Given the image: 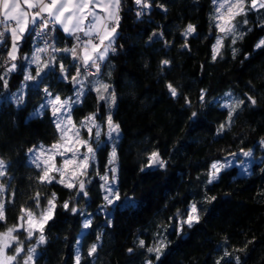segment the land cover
Wrapping results in <instances>:
<instances>
[{"label": "trees", "instance_id": "1", "mask_svg": "<svg viewBox=\"0 0 264 264\" xmlns=\"http://www.w3.org/2000/svg\"><path fill=\"white\" fill-rule=\"evenodd\" d=\"M148 2L151 7L142 9L135 0H121L112 45L115 50H109L97 74L85 72L70 52L53 50L71 49L76 44L74 37L58 29L51 35L46 31L50 44L44 46L46 58L39 75L27 64L28 55L39 43L30 31L19 40L15 61L8 57L7 36L0 42V76L8 81L6 88L0 81V159L6 162V220L0 221V232L19 222L22 209L37 211V193L41 211L55 193L52 219L44 226L46 242L27 239L23 230L15 233L25 253L28 246L36 248L35 264H76L77 251L80 264H217L218 260L236 264V257L240 264H264V63L257 62L264 56V46L256 47L264 38V8L252 9L251 0H245L246 14L232 21L236 43L228 35L213 60V45L224 34L212 20V0ZM138 11L143 14L137 16ZM189 24L195 26V32L186 41L183 33ZM164 60L169 64L163 65ZM12 63L16 69L7 72ZM60 63L68 69V79L60 73ZM77 66L85 89L70 109L74 124L81 127L88 114L104 118L111 113L120 126L113 143L115 188L120 199L113 204L106 203L101 187V177L109 170V143L96 149L85 187L87 196L55 181L40 183L41 169L28 158L33 145L58 139L50 109L41 108L49 96L45 89L61 98L72 94L75 84L71 77ZM26 75L33 79L25 80ZM97 81L109 85L110 94L115 93L111 108L98 99ZM168 84L177 88L176 97ZM201 90H205L203 101ZM21 96L22 102L17 103L16 97ZM249 96L256 101L254 105ZM234 100L244 104L229 122V108L224 105ZM250 147L253 160L247 173L231 165L208 183L214 160ZM154 151L166 162L165 167L147 166ZM211 197L216 199L209 201ZM65 201L68 209L63 207ZM194 202L200 222L191 228L184 225L183 233L177 235V219L184 218ZM89 218L91 226L82 229ZM161 237L167 238L168 246L157 260L147 248ZM140 240L145 247L139 246ZM93 244L97 250L90 256Z\"/></svg>", "mask_w": 264, "mask_h": 264}, {"label": "snow or ice", "instance_id": "2", "mask_svg": "<svg viewBox=\"0 0 264 264\" xmlns=\"http://www.w3.org/2000/svg\"><path fill=\"white\" fill-rule=\"evenodd\" d=\"M135 3L138 6H141L142 9L151 7V4L148 0H135ZM212 3L216 5L215 15L212 16V20L215 22V27L219 32L223 33V36H218L216 43L213 45L212 49V59L215 60L218 55H220V50L223 46V40L228 36L232 35V44L236 43L237 39V29L235 24L232 21L237 15L245 13V0H212ZM23 4L27 6L28 10H25L21 6V0H0V24L4 25L5 31H0V42H3L5 37V32L10 31L11 35V48L8 51V57L10 61H15L17 59L18 52V41L23 39V35L26 31H29V24L39 27L42 32L48 27L50 22H54L62 27L65 33L75 35L76 33L83 32L84 36L88 39L82 40L79 35H76L77 45L71 49H53L54 51H64L70 52L73 56V59L79 60L85 70L89 67L95 68L97 72L100 69V61H103L109 50L112 49L111 43L114 39V34L116 33L117 26L119 24V10L121 5V0H23ZM264 8V0H251V8L256 9ZM96 8H100L105 15H100L97 13ZM235 9V11H234ZM34 10V11H32ZM46 14V15H45ZM142 11L137 12V16L142 15ZM246 14V13H245ZM91 17V20L85 27V21ZM14 21V26L9 22ZM40 22L39 24L37 22ZM245 19L244 23L247 24ZM111 25V26H110ZM250 31V29H249ZM195 32V26L192 24L187 25L183 35L187 41V37ZM39 34V32L37 33ZM239 38H243V33L239 34ZM98 41V42H96ZM105 41L108 43L105 44ZM264 46V38L260 39L256 44L257 48ZM184 47H187V42H185ZM77 48L81 49V54L77 55ZM47 51V49H37V53L34 55L33 62L39 63V52ZM236 49H233V54H235ZM54 61L55 58L53 57ZM163 65L169 64L168 60L162 61ZM16 64L12 63L11 67L7 69V72L14 71L16 69ZM44 67H49V63H45ZM60 73L63 75L64 79H68V69L63 63L59 64ZM40 71H43V68H40L37 71V75L40 74ZM7 72L5 75H7ZM92 74V73H89ZM80 76V66L76 68V75L71 77V80L74 84H80L83 88V81L79 80ZM33 77L31 75H26L25 80H31ZM0 81L3 82V86L6 88L8 85L7 79L0 76ZM97 87L95 91L98 94L99 100H104L108 107L111 108L115 104V93L112 92L110 95L105 96L104 93H107L109 90V85L100 83L97 81ZM168 90L172 97L178 95L177 88L172 84L167 85ZM45 92L51 96V93H48V90L45 89ZM82 95V91L77 93V100L72 103L79 102V96ZM231 96V93L226 94ZM205 90H201L200 99L204 100ZM23 97H16L17 103L22 102ZM248 100L254 105L256 101L249 96ZM48 104L51 105L52 115L56 117L55 126L57 130L61 133L60 140L57 143H54L50 148L45 149L41 146L38 153L34 155L31 160V163L36 166V168L41 169V174L38 179L40 183H56L63 184L67 188L75 187V183H67L66 176L69 171L70 166L72 167V178H75L78 175H86L87 168L89 166V161L95 159V149L89 143V140L83 139L80 136L79 128H76L73 124L69 114L67 115V120H63L58 115L61 113L62 109L70 110L71 103L70 100H61L60 96H55V98L50 99ZM244 104L243 100H234L231 104H225L224 107L229 108V122L231 121L232 114ZM46 105H42L43 109ZM196 114L193 113V116ZM87 122L91 124L81 122V127H86L89 133V136L92 134V127H98L95 123V113L90 114L85 118ZM107 124L109 127V138H111L112 132L119 133V124H115L112 121L111 113L107 116ZM71 125V127H69ZM224 125L220 126V131H223ZM71 132V136L69 133ZM97 138L99 137V132L96 133ZM264 143V141H262ZM76 145L86 148V152L81 153L80 148ZM61 149H63L61 151ZM32 152V149H29ZM71 155L68 156L67 154ZM47 155V158H44ZM59 155L62 159V165L57 167L54 160L55 156ZM245 156H250L251 152H245ZM116 160V151L113 148L111 157L109 160L110 164H114ZM43 165V167H42ZM153 165H158L163 168L166 166V162L160 158L158 152H152L148 157V167ZM225 164L219 162H213L210 166L208 183H212L214 180L218 179L220 171L225 167ZM143 170V169H142ZM117 169L115 167L111 168L113 173L111 184L108 183V176L104 175L101 177L105 181L104 185H101L104 188L106 195L104 200L107 204H113L115 200L120 199V194L118 189H114L113 185L116 182V173ZM56 172L59 174V179H56V176L51 175V173ZM6 175V162L3 159H0V177ZM5 192V185L0 183V195ZM79 192L87 196V191H85V183L83 181L79 182ZM39 193L36 194L35 201L36 206L39 208ZM56 194L52 193V196L47 201V207L40 213L39 218L34 216V214L26 209H22V213L27 215V220L25 216L21 215L19 217L20 223L12 227L7 228L5 232H0V264H12L17 260V257L24 252L22 242L18 240V237L13 235L14 233L23 229L27 233V239H31L36 232H39L37 237V244H43L46 242L44 235V226L45 224L52 219V214L55 209ZM215 197L209 198V201L215 200ZM63 207L65 209L69 208V203L64 202ZM72 212H76V208L71 209ZM178 211L177 216L180 217ZM5 205L2 200H0V221H5ZM200 222V210L197 207V204L194 202L189 206V209L186 212L184 218H178L175 225V232L177 235L183 233L184 225H187L191 228L194 224ZM110 223V221H109ZM25 224L27 227L25 228ZM91 226V219H86L83 227L89 228ZM99 240V236L97 237ZM11 241L17 242V247L14 249V255H7V248L11 247ZM139 246L141 248L145 247V241L140 240ZM168 246V241L166 237H161L155 246L148 247L147 251L150 253H155L156 259L159 260L160 256L163 253V249ZM97 250V245L93 244L89 251L88 255H93ZM129 252L132 249H128ZM36 248L29 247L27 250V255L23 259V264H35ZM228 252H225V256H229ZM76 264H80V255L77 251ZM236 264H240V258L236 257ZM147 264H152L151 261H148ZM217 264H220V261H217Z\"/></svg>", "mask_w": 264, "mask_h": 264}, {"label": "rangeland", "instance_id": "3", "mask_svg": "<svg viewBox=\"0 0 264 264\" xmlns=\"http://www.w3.org/2000/svg\"><path fill=\"white\" fill-rule=\"evenodd\" d=\"M215 8H216V5H214V12H213V15L216 14V13H215ZM234 11H235V9H234ZM217 30H218V29H217ZM220 33H221V32H220ZM221 34H223V33H221ZM11 43H12V41H11ZM76 45H77V44H75L74 46H76ZM111 46H112V45H111ZM10 48H11V47H10ZM37 49H45V47L42 46V45L39 44V43L36 44V46H35L34 50L32 51V53L29 54L28 57H27V64H28V65H32L33 68H34V70H36V71H38V70L40 69V67H41L42 64L44 63V60H45L44 58H46V56L43 57L44 52H39V63L33 62V58H34V55L37 53ZM46 49H47V48H46ZM24 57H26V56L24 55ZM24 57H22V58H24ZM257 62H259V63H264V56L260 57V58L258 59ZM79 80H82V79L79 78ZM84 89H85V88H84V83H83V88H81V85H80V84H75L74 92H73L72 94H70V95H67V96H65V97H62L61 100H70V103H71V106H72V105L74 104V103H72V102L77 100V93L82 91V95H83ZM104 94H105V96L110 95L109 92L104 93ZM82 95L79 96V100L81 99V96H82ZM55 96H56V95L48 96V97L44 100V105H46V106L50 109L51 114H52V108H51V105L48 104V101H49L50 99L55 98ZM70 109H71V108H70ZM40 111H41L40 108H39V109H36V110H35V113H39ZM69 111H70V110L62 109V110H61V113H59L58 115L60 116L61 119H63V120L66 121V120H67V115L69 114ZM92 114H93V113H92ZM108 114H109V113H106L105 116H104V118H101V117H99V116H97V115L95 114V123H96V125H97L98 127H92V134H91V136H89V133H88V130H87L86 127H78V126L75 125L76 128H79V130H80V136H81V138L86 139V140H89V143H90V144L92 145V147L95 149V152H96V149H97L99 146L103 145L104 142L109 143L110 146H111V149L113 150L114 145H115V144L113 145V143H114L115 139L117 138V135L119 134V133H116V132H112V134H111V138H109V135H108V133H109V127H108V124H107V116H108ZM89 115H90V114H88L87 116H89ZM52 116H53V115H52ZM70 116H71V115H70ZM87 116H86V117H87ZM86 117H85V118H86ZM85 118H84L83 122H85V123L89 124V126H91V124H90L89 122H87V121L85 120ZM53 120H54V123H55L56 117L53 116ZM71 120H72V118H71ZM112 121H113V119H112ZM72 122H73V121H72ZM113 122H114L115 124H117L115 121H113ZM73 124H74V122H73ZM69 127H71V125H69ZM97 132H99V137H98V138H97V136H96V133H97ZM60 135H61V133L58 131V139H57L56 141L50 143V144L38 143V144L33 145L32 147H30V149H32L33 151L30 152V151L28 150V158H29V160L31 161L32 158L34 157V155H35L36 153H38V151L40 150L41 146H43L45 149H48V148H50L54 143H57V142L60 140ZM69 136H71V132L69 133ZM262 141H264V140H262ZM262 141H261V142H262ZM76 146L80 148L81 153L86 152V148L81 147L80 145H76ZM62 150H63V149H61V151H62ZM248 151L251 152V155H250V156H245L244 153H245V152H248ZM111 153H112V152H110L109 157H110ZM67 155L70 156L71 154L68 153ZM44 158H47V155H46ZM62 159H63V158H62L61 156H59V155H56V156H55V160H54V162H55V164H56L57 167H60V166L62 165ZM252 160H253V147H250V148H247V149H238V150H235V151H233L232 153L227 154V155L223 156V157L220 158V159H216V160H214L213 162H219V163H221V164H225V165H226L225 167H228V166H231V165H235L241 173H242V172L247 173V172L250 170V165H251ZM92 161H93V160L89 161V166H88V168H87L86 175H78V176H76L75 178H72V167H71V166H70V168H69V171L67 172L66 182H67V183H75V187H73V189L76 188L77 193H79V194H82V193L79 192V182H80V181H83V182L85 183V187H86V185L88 184V180H90V175H89V174H90V167H91L90 164H91ZM42 167H43V165H42ZM112 167H115V164H109V170H108L106 173H104V174L102 175V176H104V175H107V176H108V178H109L108 183H109V184H111V182H112V176H113V173L111 172V168H112ZM225 167H224V168H225ZM51 175H54V176H56V179H59V174H58V173L53 172V173H51ZM115 175H116V173H115ZM0 183H3V184L5 185V183H4V176H3V177H0ZM104 184H105V181L102 180V185H104ZM115 185H116V184L113 185V188H114V189H116V188H115V187H116ZM5 189H6V187H5ZM104 195H106L105 190H104ZM4 196H5V192H4L2 195H0V200H2L3 203H4ZM114 202H115V201H114ZM106 203H107V202H106ZM42 211H43V210H42ZM42 211H41L40 208H38L37 211L32 212V213L34 214V216H36L37 218H39L40 213H41ZM23 215L25 216V220H27V215H26L25 213H23ZM84 221H85V220H84ZM18 223H20V220H19ZM18 223H17V224H18ZM17 224H16V225H17ZM26 227H27V224H25V228H26ZM82 229H84V227H83ZM20 230H23V229H20ZM23 231H24V230H23ZM37 234H39V232H36V233L33 235V237H34V238H37V237H36ZM13 235H15V233H14ZM15 236H16V235H15ZM22 245H23V243H22ZM15 247H17V242H15V241H11V247L7 248V250H6V254H7V255H14V254H15V253H14V249H15ZM29 247H32V246H28V247H27V250H28ZM23 248H24V246H23ZM24 250H25V248H24ZM26 255H27V251H26V253H25V252H22V253L20 254V256L17 257V260H16L15 262H12V264H23V259L26 257Z\"/></svg>", "mask_w": 264, "mask_h": 264}, {"label": "built area", "instance_id": "4", "mask_svg": "<svg viewBox=\"0 0 264 264\" xmlns=\"http://www.w3.org/2000/svg\"><path fill=\"white\" fill-rule=\"evenodd\" d=\"M46 15V14H45ZM10 24L14 25V22L11 21L9 22ZM38 24L40 23L39 21L37 22ZM55 23L54 22H50L48 24V27L47 28H53L55 27ZM47 28L44 29L42 32L40 31L39 27H36V26H31L30 27V32H31V38L35 41H38L40 44H42L43 46H48L50 44V39L49 37L47 36L46 34V31H47ZM0 31H5L4 29V26H0ZM39 32V34H37ZM76 35H79L81 37L82 40H86L88 39L87 37L84 36V34L82 32H79L77 33ZM5 36H6V32H5ZM75 42L76 44L78 43L77 40H76V36H75ZM98 42V41H96ZM113 48V46H111ZM100 63V67H101V61L99 62ZM81 65V68L85 71V72H88V73H92V74H97L98 72L96 71L95 68H92V67H89L87 70H85ZM100 71V69H99Z\"/></svg>", "mask_w": 264, "mask_h": 264}, {"label": "crops", "instance_id": "5", "mask_svg": "<svg viewBox=\"0 0 264 264\" xmlns=\"http://www.w3.org/2000/svg\"><path fill=\"white\" fill-rule=\"evenodd\" d=\"M21 6H22V8H24L25 10H28L27 9V6L26 5H24L23 4V0H21ZM258 7V6H257ZM32 11H34V10H32ZM96 11H97V13L98 14H100V15H105V13L104 12H102L101 11V9L100 8H96ZM0 19H2V17H0ZM91 20V17H89V19L88 20H86L85 21V24H84V26L86 27L87 26V24L89 23V21ZM14 22V21H13ZM14 24H15V22H14ZM0 26H4L3 24H0ZM14 26V25H13ZM32 25L31 24H29V29H30V27H31ZM111 26V25H110ZM55 29H58V30H60L63 34H65V35H67V36H71V37H74L75 38V36H76V34L75 35H71V34H68V33H65L64 31H63V29H62V27L60 26V25H58V24H56L55 25V27H53V28H47V33L49 34V35H51V34H53V32H54V30ZM26 32H28V31H26ZM25 32V33H26ZM24 33V34H25ZM83 33V32H82ZM116 34V33H115ZM115 34H114V37H115ZM6 36H7V38H8V40H9V44H8V51L10 50V47H11V35H10V31H7L6 32ZM114 40V39H113ZM113 40H112V43H111V45H113ZM18 43H19V41H18ZM108 42L107 41H105V44H107ZM18 48H19V44H18ZM17 54H18V52H17ZM81 54V49L80 48H77V55H80Z\"/></svg>", "mask_w": 264, "mask_h": 264}]
</instances>
